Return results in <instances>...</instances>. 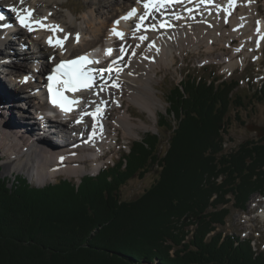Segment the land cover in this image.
<instances>
[{"label": "trees", "instance_id": "1", "mask_svg": "<svg viewBox=\"0 0 264 264\" xmlns=\"http://www.w3.org/2000/svg\"><path fill=\"white\" fill-rule=\"evenodd\" d=\"M238 86L188 74L174 85L158 125L170 132L164 156L161 138L149 133L80 182L33 188L23 176L11 186L0 177V264H264L250 241L216 232L230 215L228 195L246 209L264 193V137L222 155L231 106H244ZM156 165L157 183L122 201L121 188Z\"/></svg>", "mask_w": 264, "mask_h": 264}, {"label": "bare ground", "instance_id": "2", "mask_svg": "<svg viewBox=\"0 0 264 264\" xmlns=\"http://www.w3.org/2000/svg\"><path fill=\"white\" fill-rule=\"evenodd\" d=\"M88 1L89 8L84 16V22H78L71 12L60 13V17H55L58 15L61 0H24L23 4L20 0H0L3 8L13 5L18 9L31 10V18L40 17V21L49 26L47 31L30 32L20 24H12L20 29L21 38L19 43L17 42L18 45L23 42L26 44L23 46L25 48L29 44L32 53L12 48L16 41L8 32H0V37H3L0 40V56L6 52L0 61L6 60V57L16 59L15 64L9 62L4 65L7 76L0 78V148L8 155L6 167H10L9 171L26 170L28 165H31L28 173L38 186L45 185L61 173L75 176L99 173L105 164V158L99 155L117 145L118 128L122 129L125 136L135 135L137 127L153 128L152 124L142 120H139V124L136 123L128 110L129 105L126 106L127 110L124 105L126 100H129L147 110L155 118L158 104L161 103L153 86L155 76L158 75L157 68L176 62V54L184 58L187 50L204 48L210 53L219 50L216 60L225 62L226 71L233 72L240 64H245L248 57L254 56L250 42L254 39L257 42L260 37L264 38V20L259 15L258 0H212L210 7L193 4L187 0L177 6L181 18L171 20L169 31L155 22H148L143 28H139L136 23L132 24L131 20L137 17L136 13L142 0ZM132 9L136 10L135 15L124 19ZM8 18L13 22L10 13ZM114 30L115 33L122 35H116ZM78 35H82V39L81 43L76 45L74 40ZM61 37L63 47L54 44L55 39ZM236 41L239 42L238 45H234ZM107 43H112V47L118 50L134 47L133 56L124 63V73L115 75L113 80L109 79L110 87L107 91L98 96L85 95L84 103L108 102L118 113L116 112L111 121L99 122L95 130L86 125L73 126L72 121H58L64 123L67 128L78 129L76 136L78 138L85 133L90 134L91 141L85 147L79 148L82 155L76 157V162L73 161L72 155L66 153L60 156L53 155L56 150L66 152L69 140L63 137L53 120L49 121L47 116L38 120L39 114L48 108L40 98L39 89L42 86L43 74L55 63L51 64L49 59L56 57L57 61L69 55L70 58L75 57L94 49L97 45ZM223 49H227V52H223ZM262 51L260 57L263 56ZM240 57H243L242 60H239ZM38 66L43 70L35 73ZM25 77L31 79L37 77L38 85H26ZM2 80H6L5 85ZM8 84L12 86L11 90ZM25 103L29 104L25 111H32L35 114L34 120H28L31 116H26L22 110L20 113L22 120L15 125L10 117V110L25 109L22 106ZM42 134L44 136L41 137ZM88 148L91 149L87 150ZM86 158L87 161H83ZM60 165H64L65 168L55 171L54 167Z\"/></svg>", "mask_w": 264, "mask_h": 264}, {"label": "rangeland", "instance_id": "3", "mask_svg": "<svg viewBox=\"0 0 264 264\" xmlns=\"http://www.w3.org/2000/svg\"><path fill=\"white\" fill-rule=\"evenodd\" d=\"M61 2H62L61 5H59L60 9L58 8V12H57L58 15H56L55 17L58 16L60 17L61 14L64 12L67 13L71 12L73 13V15L76 16L78 22H84V16L86 15L89 8L88 0H61ZM258 6H259V15L261 19H264V0H258ZM252 41L250 42L251 48L254 46V42ZM17 42L18 41H16V44L15 43L12 44V48L15 47L17 50L19 51L21 50L22 52L25 53L33 52L29 44L24 48L23 46L26 45L25 43L20 42V45H18ZM238 44H239L238 41L234 42V45H238ZM219 52H220L219 50H216L213 53L206 52L204 48L195 51L187 50L185 52L184 58L176 54V62H174L169 66L161 65V67L157 68L158 75L155 76V80L153 81V86L156 89L155 90L156 95L161 99V103L158 104V108L156 110L157 112L156 117L154 118L152 115H150L149 112H147V110L145 111V109H143L139 105L129 100H126V104L124 105V108H126V110H127L126 106L129 105L128 110L130 114H132L133 116L132 119L136 123L139 124L140 123L139 120H142L147 124H152L154 127L150 129L137 127V129H135L136 132L135 135L132 136H125L123 134L122 129L118 128L117 130L119 132L118 133L119 136L117 137L118 139L117 145L113 146L110 150H107L106 155L103 156V158H105V164H103L104 167H107L109 166V164H114L115 162H117L122 155L130 151L134 141L142 140L143 138L145 139V137L151 132L157 134L161 138L160 140L162 141V146H160V150H161L160 154L164 156V153L168 149L170 132L168 128H163L158 126L159 120L163 115L167 114V109L169 106L168 101L170 99L169 98L170 90L173 88L174 85L179 84L187 76V74H189L188 76H193V77L196 76L199 78H205L210 80L217 79L219 80V83H222L223 81L226 80H228V82H233V83L238 82L239 86L235 89L236 90L235 97L240 95L243 98L241 102L242 104H244V106L243 107L240 106L237 107L235 105L231 106V112L230 114H228L231 120H229V124L227 125L228 127L226 128L227 131L223 133L225 134L224 137H228L232 141H235L237 144H239V142H243L248 139L258 138L257 134H255L254 131L252 132L249 130V126L251 125L264 126V96L260 92V88L264 86V50L262 51L263 56L260 61H257V58H259V52H255L254 54L255 57L253 56L248 57L247 60H245L246 61L245 64H240L233 72H230L228 70L226 71L225 62L216 60L217 54ZM223 52H227V49H223ZM5 55L6 52H4V55L0 56V58H3ZM11 59L12 60H10V64L11 62L12 65L15 64L16 59L14 58ZM204 63H207L209 65L205 68L200 67ZM1 77H4V75L0 72V78ZM3 81L5 85L6 80H2V83ZM32 85L36 86V83H32ZM259 96H262L263 98L260 99ZM25 104L22 105L23 108L29 107V104L28 105ZM13 109L14 111L10 110V117H12L14 124L17 125L19 121H21L22 119L20 117V113H22L23 109L21 108H13ZM28 111H25L26 116L28 117L31 116L28 120H34L33 117L35 116V114H33L32 111L30 112ZM116 112L118 113L117 109L110 107L106 115V119L111 121V119L114 118V116L117 114ZM237 115L241 117L242 121L237 120L236 118ZM5 126L7 127V125ZM35 128L36 130L38 129L37 126ZM224 128L225 125H222L220 131H222ZM47 135L48 134L46 133V136ZM40 136L42 137L44 135L42 134ZM182 142H183L182 144L186 146V142L185 141ZM224 142L225 141H222L221 143L222 150L224 149L225 152H228L229 154L235 153L229 147H227L224 144ZM8 160H9L8 155H6L4 151L0 148V177L8 179L10 186L12 185V182L16 180L17 177L23 176L28 180L29 184L33 188L43 187L34 184V181L29 175L28 169L31 168V165H28V169L26 170L14 169L12 172H10L9 171L10 167H6L8 164ZM88 166L89 168L91 167L90 164H88ZM158 166L159 165L150 167L142 175L136 176L133 179H131L125 186L121 188L120 199L122 201L130 202L141 198L144 195V193H146L149 189H151V187L157 183V180H159L161 169ZM85 176H76L73 177V179L79 181L81 178ZM59 179H61V177L57 179L55 178L50 179V181H56ZM212 179L215 180V178ZM50 181H48L47 184H49ZM261 196L264 195H260L258 193L254 195L252 194V196L250 197L251 201L249 204V208L252 213L254 212L252 206L254 205L253 203H256V200L260 199ZM231 209H232V214L228 220L229 226H226V228L224 229L226 233H230L231 235H234L237 238L241 236L242 232L247 236H249L247 231H249L250 233L257 232V229H252L253 226L252 222L247 223V222H243L244 220H241V211L235 210L233 208ZM251 237L253 238L252 235ZM262 243H264V240H260L258 242V245Z\"/></svg>", "mask_w": 264, "mask_h": 264}, {"label": "snow or ice", "instance_id": "4", "mask_svg": "<svg viewBox=\"0 0 264 264\" xmlns=\"http://www.w3.org/2000/svg\"><path fill=\"white\" fill-rule=\"evenodd\" d=\"M24 0H20V3L23 4ZM145 9L151 7H157L152 3H145ZM11 11L16 13V18L21 27L26 28L28 31H33L32 25L39 24V21H35L31 19V10L29 9H17L16 7H12ZM136 10L132 9V11L128 14L127 17L124 19H128L131 16L135 15ZM145 17H140V20L143 21ZM4 17L0 16V20H3ZM118 23V22H117ZM163 26V25H162ZM139 27V25H138ZM155 27V26H153ZM115 33V30H114ZM116 35H122L121 33H115ZM51 44V39L49 40ZM57 46L63 47L62 41L56 42ZM111 50H109L110 53ZM91 61H87L86 57H79L77 60L74 61H62L60 64L56 66L53 74L48 77L50 81L48 85L49 92L52 94V102L53 104H58L62 110L69 111L70 108H66L65 104L61 101L65 100L66 98L63 97V91H76L82 85L84 87L91 86L92 77L86 74L83 71L84 63H90ZM27 81L28 77L24 78ZM59 85V88L55 86ZM59 97V99H58ZM73 103V102H68Z\"/></svg>", "mask_w": 264, "mask_h": 264}, {"label": "water", "instance_id": "5", "mask_svg": "<svg viewBox=\"0 0 264 264\" xmlns=\"http://www.w3.org/2000/svg\"><path fill=\"white\" fill-rule=\"evenodd\" d=\"M249 130L250 131H254V133H256L259 138L264 137V126H259V125H251L249 126Z\"/></svg>", "mask_w": 264, "mask_h": 264}]
</instances>
